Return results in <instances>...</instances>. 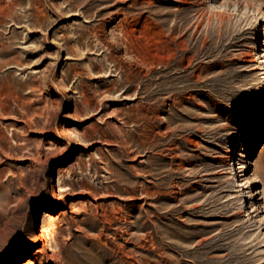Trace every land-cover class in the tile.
<instances>
[{"label": "rangeland", "instance_id": "374dc122", "mask_svg": "<svg viewBox=\"0 0 264 264\" xmlns=\"http://www.w3.org/2000/svg\"><path fill=\"white\" fill-rule=\"evenodd\" d=\"M143 1L161 59L112 55L107 1L0 0V264H264V0ZM140 103L163 196L128 202L101 185Z\"/></svg>", "mask_w": 264, "mask_h": 264}, {"label": "bare ground", "instance_id": "6f19581e", "mask_svg": "<svg viewBox=\"0 0 264 264\" xmlns=\"http://www.w3.org/2000/svg\"><path fill=\"white\" fill-rule=\"evenodd\" d=\"M91 1L92 2H96V1H99V2L107 1L108 2L106 5L102 6L99 9L98 14H104V10H106L108 8L112 9L110 12H107V13H110L109 16L100 17V20H99L98 25H97L98 27L103 26L105 21H107V18L113 19L118 14H120V13L122 14L119 21L116 24L117 28H119L120 31L115 34V37L113 38V41L111 43V45H112L111 50H112L113 56L118 57V56H122L121 55L122 52L128 53L130 51H134L137 58L138 57L142 58V60L147 58L148 54L153 56V58L161 59L160 54H155L152 51H149L148 48H146L142 43H139L136 41V39L141 37V31H142L141 30L142 28L139 27V24L141 23L140 22V14L142 13V11L140 10L141 7L136 6L137 3L139 2V0H91ZM128 1H132V2L127 3ZM134 9H138V11H134ZM0 10H1V8H0ZM86 10H89V9H86ZM94 14H96V13H94ZM105 14H106V12H105ZM161 25H162V23H161ZM142 26H143V24H142ZM136 32H138V35H136ZM177 38H179V37L177 36ZM180 40L182 42V39H180ZM123 43H125V44L123 45ZM183 43H184V41H183ZM187 44H188V42H187ZM170 56H171L170 54H167V56H166L167 59H169L168 57H170ZM121 93H123V92H121ZM138 96H139V94H138ZM133 97H135V96H133ZM156 101H158V100H156ZM140 104L141 105L137 110L134 109L135 111L130 112V114L127 116V119L125 120V122H127L128 125H130V127L131 126L132 127L126 129L125 132L120 136L119 141L121 142V145H119L117 148V150H118L117 164H119L121 167H125L124 169L126 172L124 175H121L120 177H115L111 180H107L106 183L101 185V187H103L104 189L107 188L109 190L110 188L114 187L117 191L127 193L129 196H128V198H126V201H128V202L129 201L133 202V200L137 199V198H143V197L148 198L151 196V194L154 195L153 197L155 199H158L161 196H163V193H161V192L155 193L154 191H151L152 185L151 186L149 185V181H151V180L146 178L147 176H153L154 174H156V173L152 172L150 169H147V167L149 165H151V163H154V160L160 159V157H162L161 155H163L162 153L159 152L160 150L158 148H156L158 150L155 149L156 151L150 150L151 151L150 152L148 150L149 147H159L160 146V144L158 142H155V140L153 141V140L149 139L153 128L156 127L157 120L154 119L155 117H149V115H148L150 111H153V108H151L150 106L148 107L146 105H143V103H140ZM155 104L157 105L158 103H155ZM133 107H134L133 105H130V109H133ZM157 108H159V107H157ZM130 122H133V123H130ZM157 138H159V137H157ZM143 151H146V153L144 154ZM139 155H146V157L140 159L138 162V164L143 167V168H141L142 170L136 171L134 166L127 164L128 160L126 158L133 161L136 158V156H139ZM164 160H165V158H164ZM156 162L157 161H155V163ZM164 162L165 161H163V163ZM115 175H117V173H115L114 176ZM157 176H160V175H157ZM121 180H125V182L122 184ZM109 191L111 192V190H109ZM109 195H113L112 192ZM131 206L134 208L135 205L131 204ZM145 215H150V214L146 213ZM145 215H139L138 214V215H136L135 220H128L129 227L130 228L136 227L137 229H144L148 225V222L147 221L140 222V220ZM154 215L157 216L158 214L155 213ZM137 236H138V237H136L137 240L135 239L136 245H138V246L142 245L143 246L144 245L143 241L146 240L147 235L145 233H141Z\"/></svg>", "mask_w": 264, "mask_h": 264}]
</instances>
